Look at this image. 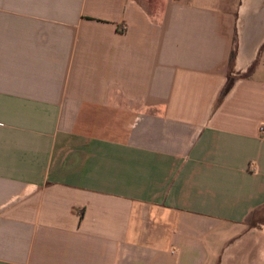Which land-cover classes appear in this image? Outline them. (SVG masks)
I'll use <instances>...</instances> for the list:
<instances>
[{"label": "crops", "instance_id": "obj_1", "mask_svg": "<svg viewBox=\"0 0 264 264\" xmlns=\"http://www.w3.org/2000/svg\"><path fill=\"white\" fill-rule=\"evenodd\" d=\"M261 125L264 0H0V264H264Z\"/></svg>", "mask_w": 264, "mask_h": 264}, {"label": "built area", "instance_id": "obj_2", "mask_svg": "<svg viewBox=\"0 0 264 264\" xmlns=\"http://www.w3.org/2000/svg\"><path fill=\"white\" fill-rule=\"evenodd\" d=\"M258 138L262 141H264V125L259 126L258 128ZM248 171L251 173H255L256 172V167L254 164H250Z\"/></svg>", "mask_w": 264, "mask_h": 264}]
</instances>
